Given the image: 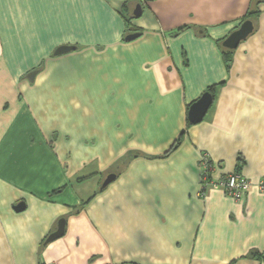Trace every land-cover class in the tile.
<instances>
[{"label": "crops", "instance_id": "0c3cea01", "mask_svg": "<svg viewBox=\"0 0 264 264\" xmlns=\"http://www.w3.org/2000/svg\"><path fill=\"white\" fill-rule=\"evenodd\" d=\"M251 1L0 0V264H264V0L223 46ZM203 154L247 194L202 195Z\"/></svg>", "mask_w": 264, "mask_h": 264}, {"label": "water", "instance_id": "95a60500", "mask_svg": "<svg viewBox=\"0 0 264 264\" xmlns=\"http://www.w3.org/2000/svg\"><path fill=\"white\" fill-rule=\"evenodd\" d=\"M143 13V6L141 2L137 3L134 9L135 16H141ZM254 30V22L251 19L244 20L241 25L233 30L224 40L223 46L235 49L239 46V44L246 39ZM140 35V32H132L125 36L127 40H132ZM72 49H75L74 45H62L57 48L55 54H61L64 52H68ZM32 73L31 75H33ZM32 77V76H31ZM213 102V95L210 91L203 93L196 101H194L189 109V121L191 123H198L202 121L207 114L211 104ZM116 177L115 173H110L106 179L104 180L102 187L107 186L111 181H113ZM21 204L17 205L16 209H21ZM65 224L66 219L62 218L59 220L58 227L55 231H53L46 239V243L54 240L60 236H62L65 232Z\"/></svg>", "mask_w": 264, "mask_h": 264}, {"label": "built area", "instance_id": "2783aa9c", "mask_svg": "<svg viewBox=\"0 0 264 264\" xmlns=\"http://www.w3.org/2000/svg\"><path fill=\"white\" fill-rule=\"evenodd\" d=\"M203 167V188L201 194L204 195L207 189L211 187H220L226 194L232 196L236 200H240L247 194L252 187L253 183L242 176L239 172H233L228 175H224L221 179L213 181L208 177V173L213 166L216 165L207 154H203L201 161ZM261 191H264V177L256 184ZM43 264H55L53 262H44Z\"/></svg>", "mask_w": 264, "mask_h": 264}, {"label": "trees", "instance_id": "16d2710c", "mask_svg": "<svg viewBox=\"0 0 264 264\" xmlns=\"http://www.w3.org/2000/svg\"><path fill=\"white\" fill-rule=\"evenodd\" d=\"M258 2H259L258 0H252L251 1V5L249 7L247 14L244 17V20L255 18L257 16V14H259L260 7L258 5ZM127 21L130 22V20L128 18H127ZM134 29H135V27H134ZM224 49H225V53H224L225 56L227 57V59L231 60V55H232L233 49H230L227 47H224ZM210 90H211V92H213L214 88H211Z\"/></svg>", "mask_w": 264, "mask_h": 264}]
</instances>
